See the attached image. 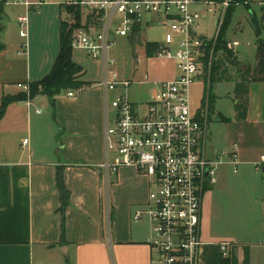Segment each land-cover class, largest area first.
<instances>
[{"label": "crops", "instance_id": "crops-1", "mask_svg": "<svg viewBox=\"0 0 264 264\" xmlns=\"http://www.w3.org/2000/svg\"><path fill=\"white\" fill-rule=\"evenodd\" d=\"M24 1L30 6L0 0V45L4 46L0 107L4 99L25 93L18 84L38 82L52 71L60 52L61 24L73 21L65 8L68 0ZM257 2L251 9L264 27V0ZM238 9L226 37L241 46L236 37L247 25L252 27L247 9L237 13ZM22 16L27 17L26 38L19 36ZM140 31L129 37L133 46ZM254 41L252 50H236L237 61L258 66L255 36ZM24 43L27 49L21 52ZM32 48L39 55L34 62ZM73 51L89 59L83 51L72 49L75 64ZM84 74L80 80L86 82ZM241 81L249 82L243 122L236 120L234 98L235 84ZM86 83L90 85L71 91V98L68 91L56 96L53 104L39 94L5 107L0 119V264H151L150 221L146 215L134 219L148 203L147 178L132 168H120L112 175L107 193L111 217L109 221L104 217L99 168L104 151L103 90L100 82ZM228 83L233 114L224 118L233 128L230 149L218 151L209 131L207 155L214 158L236 146L239 163L235 172L228 164L219 167L217 183L204 194L198 264H221V242L229 244L227 264H264V165L255 168L264 156V59L254 76L246 73ZM200 105L201 101L196 108Z\"/></svg>", "mask_w": 264, "mask_h": 264}, {"label": "built area", "instance_id": "built-area-1", "mask_svg": "<svg viewBox=\"0 0 264 264\" xmlns=\"http://www.w3.org/2000/svg\"><path fill=\"white\" fill-rule=\"evenodd\" d=\"M44 1L39 0V4ZM11 3L30 6L24 0ZM257 4V0H68L65 4L81 12L79 24L74 18L70 24H76L71 33V48L101 63L104 151L99 168L104 186L103 214L109 221L111 206L107 193L111 176L120 168H132L147 178L148 203L145 210L136 212L134 219L146 215L150 221L147 244L151 264L199 263L204 194L217 183L219 167L228 164L237 171L236 146L214 158L207 155L208 115L201 105L192 106L190 88L196 80L210 75L217 60L214 46L227 10ZM158 22L165 26V35L162 42L156 43L151 59L174 62L177 75L156 82H148L146 76L142 82L120 79L111 55L112 34L130 37L142 27ZM18 24L19 36L26 38L27 17H20ZM225 46L235 51L239 43L228 41ZM26 49L24 43L20 51ZM141 86H147L146 100L131 101L130 87ZM17 87L29 94L28 83ZM111 93L114 97L109 100ZM73 96L71 91L67 92V97ZM262 165L264 156L260 157L259 166L255 165L256 170ZM218 246L221 256L226 258L229 244L221 242Z\"/></svg>", "mask_w": 264, "mask_h": 264}, {"label": "rangeland", "instance_id": "rangeland-1", "mask_svg": "<svg viewBox=\"0 0 264 264\" xmlns=\"http://www.w3.org/2000/svg\"><path fill=\"white\" fill-rule=\"evenodd\" d=\"M74 9L77 10V8ZM240 12H244L243 9L239 8L237 10V13ZM206 20L207 22L211 21L209 17ZM203 25L205 24L202 23L201 27H203ZM245 29L246 31L242 35L236 37V39H238L241 44V46L236 49L239 51V53H241V51H246L247 49L252 50L255 45L252 29H250L248 25L245 27ZM263 31L264 27L261 34L262 42L264 43ZM164 35L165 26L162 24V22L152 24L151 27H142L139 33V39L138 41H135V47L132 45L129 37H118L112 34L111 38L114 42V47L111 50V55L116 60V71L118 72L119 78L122 80L137 82L144 81L145 76L148 82H156L174 78L178 73L174 62L164 59L146 58V43L162 42L164 39ZM228 41V37H226V42ZM134 49L136 53H134ZM236 50L229 51L225 46V48L221 51L216 49L214 46L213 53L214 57H217V60L210 69L211 71L209 77L207 78L208 75H206V77H201L200 79L196 80L190 88L191 103L195 108L199 105V102L201 101L205 93V90L207 88L206 83H208L209 81H212L214 83L211 87V93L215 97L213 110L214 113L211 116L212 122L210 123L209 131L212 145L213 143L215 145V141H217L218 143L216 145L218 151H220V149L222 148L227 149V151L228 149H230L229 143L231 139L229 135L233 132L232 126L221 122L219 119V115L223 117H230L233 114V95L231 94L232 86L228 82H235L243 78L246 73L249 74V76H254L255 72L258 70L257 63L255 62L250 61V63L252 64L250 65L249 63H247L246 65L245 62L237 61L238 51L236 52ZM31 54L32 62H34V60H36L39 56L36 48H32ZM73 56L77 60L78 65L82 67L83 72H85L83 76L84 81L94 84L101 82L102 69L101 63L99 61L87 59L84 55H82L81 52L78 51H73ZM136 59H139L140 62L137 63ZM205 70L208 69L205 68ZM146 90L147 86H141L140 89L130 87V100L134 102L146 100ZM64 94L65 92H62L60 95ZM113 97L114 94L111 93L109 100H112ZM229 97H231V99ZM219 112L220 114H218ZM110 181H112V179ZM143 219L147 220L146 217ZM142 224L146 225L147 222L143 220Z\"/></svg>", "mask_w": 264, "mask_h": 264}, {"label": "trees", "instance_id": "trees-1", "mask_svg": "<svg viewBox=\"0 0 264 264\" xmlns=\"http://www.w3.org/2000/svg\"><path fill=\"white\" fill-rule=\"evenodd\" d=\"M66 11L72 15L76 24L80 22V9L75 10L73 7L65 6ZM235 8L231 7L227 10L223 27L219 33L217 41L215 43V48L218 50H223L226 45V34L233 16ZM247 11L250 13V25L253 29L254 36L256 42L258 44V67L262 68V63L264 59V47L261 39L262 34V20L258 19L257 15L253 12L251 8H247ZM76 24L70 25L68 23L62 22L61 24V46L60 52L56 58L55 64L53 66L52 71L46 75L42 80L31 83L29 85V94L25 93L18 94L14 98H7L2 101L0 107V119L4 114L5 107L8 103L13 100L24 101L28 98H33L39 94L45 95L51 104L54 103V98L60 95L64 91H78L83 87L89 86V83L83 82L80 80L82 76L83 69L75 64L71 60V33L72 29L76 26ZM212 44H210L211 46ZM4 46L0 45V51L3 50ZM157 49V45L154 43H147L145 46L146 55L148 58H151ZM248 81L237 82L234 87V98L238 102L235 106L236 111V120L239 122H243L246 120L247 113V95H248ZM214 83L209 81L206 83L207 90L201 100V108L206 110L208 115V120L210 123V117L214 113V102L215 97L211 93V87ZM219 119L221 122L225 123L228 120L223 116L219 115ZM57 184L59 186L60 191H63L61 177L60 175L57 177ZM221 264H227V259L222 258Z\"/></svg>", "mask_w": 264, "mask_h": 264}]
</instances>
